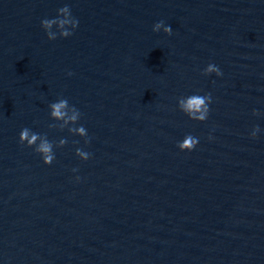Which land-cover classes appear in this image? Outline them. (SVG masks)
Returning <instances> with one entry per match:
<instances>
[{
  "label": "water",
  "instance_id": "95a60500",
  "mask_svg": "<svg viewBox=\"0 0 264 264\" xmlns=\"http://www.w3.org/2000/svg\"><path fill=\"white\" fill-rule=\"evenodd\" d=\"M64 6L79 26L51 41ZM0 264H264V0H0Z\"/></svg>",
  "mask_w": 264,
  "mask_h": 264
},
{
  "label": "clouds",
  "instance_id": "9594fccd",
  "mask_svg": "<svg viewBox=\"0 0 264 264\" xmlns=\"http://www.w3.org/2000/svg\"><path fill=\"white\" fill-rule=\"evenodd\" d=\"M41 23L43 29L47 33L48 39L51 41L57 39V32L53 31L54 28L58 30L60 36L68 38L73 35L74 30L79 26V21L73 17L68 6L60 8L56 18L44 19ZM161 28H163L166 34H172L171 27L165 26L162 21L155 24L153 30L155 32H159ZM213 73H215L217 76L223 75L217 66L209 64L205 69L204 74L211 75ZM211 102V94L203 96L194 94L188 97L179 98L178 106L179 109L191 120L203 123L208 119L210 112L209 105ZM253 114L260 115L259 112H254ZM50 116L52 120L58 122V125L61 128L68 127L72 124L77 125L81 119L80 111L76 107L70 106L68 100L64 98H61L57 102H54L50 105ZM49 127L55 128L57 127V124L49 125ZM68 130L72 133L78 134L82 138L87 137V131L83 126L68 127ZM259 131L260 128L256 127L252 132V137L256 138V134ZM19 139L22 145H27L29 148H34L36 153L42 157L45 165H52L56 158L53 151L54 144L49 141L47 135H41L25 127L21 130ZM85 142L88 143L87 139ZM66 143L67 141L64 139L59 141L60 146H63ZM198 143V138L188 135L182 142L178 144V147L181 151L191 152L198 146ZM76 155L84 161L89 159V154L79 148L76 150Z\"/></svg>",
  "mask_w": 264,
  "mask_h": 264
}]
</instances>
